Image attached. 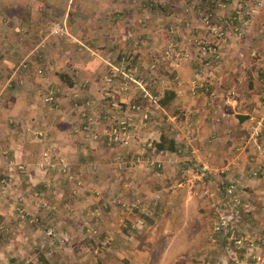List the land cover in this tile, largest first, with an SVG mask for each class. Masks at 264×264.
<instances>
[{"label":"rangeland","instance_id":"1","mask_svg":"<svg viewBox=\"0 0 264 264\" xmlns=\"http://www.w3.org/2000/svg\"><path fill=\"white\" fill-rule=\"evenodd\" d=\"M20 1L22 5L17 0L14 2L13 0L9 1L11 3L7 0H0V49L2 48L5 53L3 55L6 57L7 55L12 56L14 49L10 41L19 44L20 42L18 41L23 40L21 43H23V46L25 44L27 48L22 55L24 58H19L17 55L13 57L15 59L13 61V66H15L14 72H17L16 70H18L17 68L20 63L27 62V59L33 58L35 52H28V50L31 49L30 47L35 49L37 36H41L42 38H39V41L43 40L44 44L47 43V48L52 47L47 49L51 60V67L47 73L50 74L49 87L54 88L53 94L56 98V103L52 106L43 104L50 108L53 114L64 110V105L58 106L60 93L57 92V84L60 81L66 84L67 87L73 85L78 90V94L74 100H77V105L79 106V101H81L80 93L82 90L87 91L88 82L73 81L72 83L71 80L63 81L62 78L60 79V73L63 72L67 67V62L70 61V55L67 50L74 52L75 57H84L93 51L95 52L96 47L93 49L87 48L82 39V32H80L82 26H85V18L82 16V10L80 9L83 6V1H68V4L66 0H55L59 7L55 8V10L53 9L54 12L52 14L42 9L37 12L38 15H27L26 13L25 7H28L29 3H33L34 1ZM126 1L130 2V5L133 6L130 9L134 11V15H137L138 20L137 28L133 29L132 23L126 28L130 34L128 37L129 41H127L128 45H126L128 49L125 47L127 50L121 53L122 55L128 54V58H131V60L129 64L123 65V68L120 69L124 75H119L118 80L117 78L113 79L108 86H104L102 82V76L107 74L108 71L106 65L103 75L101 77H94V82L97 83L100 92L99 94H95L94 97L90 96L89 101H93L95 104L98 102V106L102 104L103 114L98 119L101 123V134L95 132L98 138L94 141H89L80 134L84 139L82 142L85 144V147H80L77 153L78 156L90 155L89 162L95 165V169L91 171L90 165H87L89 162L86 164V173L90 178H99L101 180L107 174L112 176L111 180H108V175L103 180L104 187H107L105 190H102L105 193L110 191V193L105 194L104 197L102 193L93 194L94 197H103L101 199L106 208L98 207L101 209L102 217L108 213L109 209L113 210L122 203V200L120 202L121 197L119 195L118 197L115 196L112 193V189L118 186L121 181L127 180V176L131 172L139 175V177L134 176L127 180V183H130L133 190L139 189L140 183L148 175L150 177L148 179L151 181L149 184L154 193L144 194L140 192L142 196L137 198L131 193L127 196L129 199L127 200L129 201L128 204L132 205V207H130L131 211H125L132 213L129 216L133 222V230L131 228L129 229L130 231L127 230L128 228L125 229L124 223L122 227L117 228V221L113 219L110 222L98 219L93 209H87L84 212L94 219L90 222L86 221L83 228L82 226H80L81 229L79 226L70 227L73 235L71 242H74L72 245L74 251L83 242L88 247H91V245L97 246L99 241L97 242L96 239L99 240L111 236L110 233L106 232L107 229H113V234L117 233V235L120 230L125 229V233L128 234L122 233L124 238L119 237V239L124 240L127 244L124 243L122 246L118 244L116 249L136 252L103 251L93 254L92 252H83V248L81 252H47L50 248L47 238H51V236H46V232L50 230L54 234V227L50 229V222H48L49 225L42 222L40 220L41 217L47 218L54 212L52 216L50 215V218L54 221L56 220L55 226L58 225V222H65L67 218H73V221L77 222L80 209L78 208L77 212L74 213L72 206L61 208L59 204L56 208L51 207L54 202L73 203L64 193V190L68 187L69 180L64 179L65 175L63 178L58 176L61 174L56 169L50 171L52 169L40 167L42 171L38 169L35 172L33 170L29 172L30 175L40 172H46L49 175V178H46L48 186L45 187L44 191L37 192V196L35 197L39 198L37 200L43 203H38L36 207L33 204L36 202L35 198H33L34 192H30L32 188H29L28 185H23L24 181L21 182L23 186L21 194L17 193L16 190H20V186L16 187L13 184L14 181L10 184H7L5 181L9 189L5 187V190H3L0 186V264H39L36 260L37 253H42L48 264H129V261H131L130 264H264V201L261 204L264 186V162L261 165L263 173L259 176V171L257 172L259 157H257L256 153V151L264 153V143L257 137V135L262 134L264 141V131L255 130V137L252 135V139L248 142V136L247 138L245 137L248 128L235 129L236 131L233 128L227 131L228 133L225 132L226 128L223 129L222 133L220 132V135L223 134L225 137L238 139L235 144L231 146L232 142L229 140L218 139L211 141L210 138H206L207 140L203 139L205 141L202 140V142H207V144L205 147L200 148L199 145L193 144V141H197L198 139L196 137L197 133L185 128L182 130L183 137L185 138H182V147L175 148L173 153H159L152 147V143L158 139L160 132H166L167 136L171 134L176 144L181 143V128L178 125L183 115L178 111V107L173 104L174 100L164 108L157 104L162 92L164 90H171L174 85L173 83L177 80L178 76L175 69L178 65L173 62L174 54L180 52L183 54V60H189L191 56L190 52L195 53L196 59L193 60L194 64L187 63V67L192 71V73L187 74V78L189 82H194V85L197 80L196 86L201 84V81L204 82L208 73L216 76L223 75L222 71L225 67L221 66L215 70L211 56L208 54L201 55L199 50L203 43L215 42V39L210 37L209 29H207V26L211 25L213 21L210 17L207 19L205 17L209 14L213 15L214 12L221 11L217 10L216 5L223 0H207L205 2L203 0L102 1V3L107 2V9H103L104 15H101V18L96 23L111 25L110 20H112L113 23L120 21L123 24L125 21L124 25H126L128 21L133 22L134 20L131 19L132 12H116L121 10L120 6L125 4ZM239 2L240 0H233L235 5L239 4ZM228 3L229 5L225 9L226 12L232 10L233 6L232 0H229ZM10 4H13L11 8L16 16L8 19L6 15H3L2 10H8V15H14L11 13V10L9 12L8 5ZM165 9L168 10L169 16H171L167 17L166 24L163 17L156 15V13H162L161 11H165ZM260 11L264 12V0ZM147 15L152 17L153 26L146 29V25L141 19H144L146 16L150 22V17ZM257 22H264V19L257 20ZM56 25L63 29L61 34L52 32V27ZM1 30L5 35H2ZM34 32L37 33L34 34ZM69 33L73 35L74 39L69 37ZM14 35H16V38L12 37ZM162 35L166 39L170 38V40L161 39ZM148 37L151 38V43H156L155 49L158 51L154 53L153 64H150L147 68L143 61L137 60L136 62L135 55H137L139 48L144 45V42H148ZM172 39H176V45H171L172 49L170 46L160 47L165 41L166 45L169 42L174 44ZM185 47H189L188 52ZM73 48H76V51ZM193 48L194 51H192ZM18 50L20 51V49ZM168 50L171 51V59L164 60V53ZM3 55L0 54V58ZM37 59H41V57ZM232 65L231 68H233L234 72H238L237 65L234 63ZM40 71L43 73L42 70ZM193 75L198 76L197 79L196 77L192 79ZM3 76L4 74L0 72V88L5 81V79L3 80ZM89 84L92 86L93 83L89 82ZM102 88H105L106 93L110 96L106 97L101 93ZM202 88L198 87L197 89L201 90ZM218 88L223 92L225 90L221 88L227 89L226 86ZM23 89H27V87ZM69 96L61 100L65 104L70 105L69 107L67 106V111L70 108L75 110L72 107L73 98L71 92ZM254 102L252 103L253 106ZM259 102L260 106L264 104L262 101ZM133 104L139 106V111L131 108ZM255 109L257 110V108ZM144 115L146 116L145 119H143ZM256 115L258 113L255 112L254 117ZM103 116L107 117L108 121L125 120L129 124L127 127L128 138L126 145L107 144L104 136V132L107 130L105 124L107 120ZM79 120L81 118L78 115V122ZM140 120L141 122L139 123ZM212 129L215 130L213 127ZM202 131L203 136L208 137L210 129H203ZM14 144H11L8 149L6 148L9 151L11 160H13V151L17 148V145L14 146ZM37 145L32 149V151L36 152L34 160L30 161L32 165L35 161L39 160L40 156L41 159L45 158L47 148L50 147L42 143H38ZM55 148H53L54 151L59 153V150ZM121 149L125 150L123 154H121ZM55 155L56 153L52 156L55 157ZM116 155H119L118 161L115 160ZM248 156L254 157L257 162L245 161ZM97 157H100L101 160L98 161ZM142 158H147L148 162L144 164L141 160ZM134 162H136V165L132 166ZM67 163L69 164L70 161H67ZM251 166L254 169L250 168ZM202 167L206 169L203 170ZM248 169L253 170L254 173L252 174L254 175L252 177L246 174ZM13 171L21 170L15 169ZM126 172H128L127 175ZM119 174H123L122 176L125 177L119 178ZM36 177L35 175V177L30 178L39 180ZM40 179L43 178L40 177ZM81 179V176L75 179L77 184L75 185L74 195H81V191L76 190L82 186ZM89 184L90 182H85V186ZM178 184L181 185L177 188ZM173 186H176V188L173 189ZM168 187L170 188L166 191ZM228 190L230 193H228ZM164 193H167V196H170V199L174 202V209L172 210L174 219L172 224L160 220L163 216L166 217L168 215L167 211H170L163 202L161 203ZM146 196L147 198L144 199ZM20 197L22 199L18 201ZM92 198L91 196L87 200L81 197L80 201L90 203L94 201ZM4 202L6 204L2 207ZM179 202H181V210L184 212L183 219H180L181 216L177 217L179 213L175 207ZM24 204L27 206L23 207ZM17 209L22 211L24 218H19ZM143 209L147 210L148 213H143ZM117 211L120 214H116L115 219L124 217L120 210ZM140 214L145 218V221L141 217H137ZM154 219H157L159 224L154 225ZM126 221H130V218L126 219ZM139 221L141 223H139V227L137 228L135 224ZM182 221L186 223L183 224L181 223ZM51 223L54 226L53 222ZM87 226H92L95 232L94 235L88 236L85 233ZM60 233L62 234L60 236L61 242H64L61 246L70 244L68 243L70 240L69 234L66 235L67 232L63 231ZM66 237H68L67 241ZM127 238H131V240H127ZM39 242L44 246H40ZM112 246L114 245H109L108 249ZM41 249H43V252L39 251ZM125 253L127 254L123 255Z\"/></svg>","mask_w":264,"mask_h":264},{"label":"crops","instance_id":"2","mask_svg":"<svg viewBox=\"0 0 264 264\" xmlns=\"http://www.w3.org/2000/svg\"><path fill=\"white\" fill-rule=\"evenodd\" d=\"M7 1L9 2L11 0H7ZM14 1L15 0H13V2ZM17 1L18 3H20V5H22L21 4L22 2L20 0ZM31 1L34 2L29 3V6L25 7L27 15L30 14L38 15L37 12L41 11L42 9L52 14L54 12L53 9L55 10V8L57 9V7H59V5L55 0H31ZM66 1L70 2L74 0H66ZM75 1L79 2L80 0H75ZM82 1H83L82 2L83 6L80 9L82 10L81 11L82 16L85 18V26H82L80 32H82V39L84 41V44L87 46V48L93 49L94 47H96L95 52L93 51L84 57L82 56L75 57L74 52H69L67 50V52L70 55L69 57L70 61L67 62V67L63 70V72L60 73L61 74L60 79L62 78L63 81L71 80L72 83L73 81H84V83L88 82L87 84L88 86L86 89L87 91L84 90H82V92L80 91L81 101H79L80 102L78 107L79 109L84 108V106L82 105L83 104L82 101L83 102L86 100L89 101L90 96L94 97L95 94L97 93L99 94L100 90L99 87L97 86V83L94 82L95 80L94 77H101L103 75L106 68L105 61L107 59H110L111 60L110 62H112L113 64L117 63L115 59L119 56V54H121L123 51L128 49V46L126 47V45H128L127 41H129L128 37L130 36V34L127 32L126 28H128L129 24L131 25V23L133 29L137 28V21H138L137 15H134L133 14L134 11L130 9L133 6L130 5V2L126 1L125 4H122L120 6L121 10H118L116 12L117 13L132 12L131 19L134 20L135 22L128 21L126 22V25H124L125 21L123 24L120 21H115V23H113L112 20H110L111 25L98 24L96 22L99 21L98 19L101 18V15H104L103 9H107V2L102 3V1H109V0H82ZM42 2L44 3L42 4ZM5 4L7 3L5 2ZM233 5L235 4L233 3ZM11 6H13V4L8 5L9 12L11 10L12 11L11 13H13L14 15H8V10L5 9L2 10L3 15H6L8 19H10L11 17L14 18L13 16H16ZM230 11L231 10L227 12L225 11L224 13L228 14ZM161 12L162 13H158V14L156 13V15L163 17L166 24L167 17L169 16V12L167 9H165V11L162 10ZM263 13L264 12L259 11L258 14L252 18L248 31L246 34H244V36H242L243 38L241 37L242 39L241 38L235 39L233 37L227 38L226 42L220 45L221 55L218 58L211 57L212 59L211 61L212 64L215 66L214 68L215 70L219 69L221 66L225 67V69L222 71L224 76L223 75L216 76L214 74L208 73L206 74L207 78H205L204 82L200 80L201 84H198V86H196V81H197L196 80L195 85L192 86L191 82H189L187 78V74L192 73V71H190L189 68L187 67V63L194 64L193 60L196 59L194 55L195 53L194 52L191 53L189 51L191 55L190 56L191 59L189 58V60H180L179 62H175V64L178 65L177 68L175 69L178 77L177 80L173 83L174 85L171 88V90L174 92L173 104L178 107V111L181 112V114L183 115V118L181 119L178 125L181 128V133H180L181 143L180 144L175 143L176 148L182 147L181 146V144H183L182 138H184L182 130L185 128L190 129L191 132L195 131L197 133L196 137L198 139L197 141H193V144L199 145L200 148L205 147V145L207 144V142H202V140L203 139L207 140L208 138H210L211 141L218 139L229 140L232 142L231 146L235 144V142L238 141V139H234L233 137H228V136L225 137L223 136V134L220 135V132L222 133L223 129L226 128H227L225 130L226 133H228L227 131H229L230 129L232 130L233 128L234 130L235 129L241 130L243 128H248V131H246L245 133V137L247 138L248 136L247 139L248 142L252 139V135L255 137L254 135L255 130L264 131V104L260 106V102H259L262 101V103H264V97H262L264 95V85H262L261 89L258 88L259 85L258 82L261 81L259 78V72L260 71L264 72V51H263L264 22H257V20L264 19ZM147 16L150 17L151 23L149 22V19L146 18V16L144 19H141V21L145 23L146 29L147 27L151 28L153 26L152 17L150 15ZM27 32H29V30H27ZM37 32H34V34H36ZM40 32L41 31L39 29V33ZM1 33L2 35H5L2 30ZM69 34H70L69 37L74 39L73 35L71 33ZM15 36L16 35L12 37L16 38ZM37 37L38 39L35 43V49L30 47L31 49L28 50V52L31 51L35 52L33 54V58L27 59V62L23 63V64H27L26 70H22L21 68L19 69V66L21 64L20 63L17 68L19 71L16 70L17 72H14L15 66H13V61L15 60L13 59L14 56L17 55L19 58L22 59L24 58L22 57V55L27 50V48L25 47V44L23 46V43H21L23 40L18 41L20 42L19 44L14 41H10V44L15 51V52L12 51V56L7 55L6 57L5 55H3L5 53L3 52L2 48L0 49V54L3 55V57L0 58V72L4 74L3 80L5 79L4 83L0 88V182H1L0 186L3 190H5L4 189L5 187L6 189H9L5 181L7 182V184H10L11 182L14 181L13 184L16 185V187L18 185L20 186V190H16L17 193L21 194V190L23 187L21 182L24 181L23 185L26 184L28 185L29 188L30 187L32 188L30 189L31 190L30 192L31 193L34 192L33 198L37 196V192L44 191L45 187L48 186L47 185L48 180L46 178H49V175H47L46 172H40L42 170L39 167V165H37L39 162H42L41 156L39 157V160L35 161L33 165L30 164V161L34 160L36 152L32 151V149L38 146L37 145L38 143H42L43 145L50 146L47 148V152L45 153L46 159H48L53 164L52 168H50L52 170L50 171H53V169L59 171V169H61L62 166H65V169L68 174V178L67 176L64 177L62 175H58V176L62 178L64 177L65 180H69L68 187H66L65 189L68 191L65 192L64 190V193L67 195L70 201L73 202L72 204L69 203L65 204V202L64 203L54 202V204L51 205V207L56 208L57 205L59 204L61 208H65L64 206L67 207L72 206V208L74 209V213L77 212L76 210L78 208L80 209V213H78L77 222L73 221V218H67L65 222H61V223L58 222L57 226H55L56 220L54 221L52 218H50V215L52 216L53 215L52 213L54 212H52L47 218L41 217L40 220H42V222L46 224L50 222V226H51L50 229L54 227L53 238H47L49 242L48 245L50 247L47 252H81L82 248H83V252H93L95 246L91 245V247H88L85 245L84 242L80 243V246H78L79 248H76V250L74 251L72 248L74 242H71L73 235L70 226L72 227L82 226L83 228V226L86 224V221L90 222L92 219H94L84 213L86 212L87 209L88 210L93 209V212L95 213L96 217L100 220L110 222V220L113 219L117 221V228L122 227L124 223V228L125 229L128 228L127 230L130 231L129 229L131 228L133 230L134 227L132 224L133 223L132 219L129 216L132 213L125 211V210L131 211L130 207H132V205L128 204L129 201L127 200L129 199L127 198V196L131 193L135 198H137L142 196L140 192L144 194H149V193L153 194L154 192L151 190L149 184V182L151 181L148 179L150 178L148 177V175L146 176L147 178H145V180L140 183L141 185L140 188L136 189V191L135 189L133 190V187L130 186V183H127V180L128 178H133L134 176L139 177V175L131 172L130 175L127 176V180L125 179L124 181H121L118 186L112 189V193H114L115 196L118 197L119 195L121 197L120 202L122 200V203L120 204V206H117L113 210L109 209L107 214H105L103 217L101 216L102 214L101 209L98 207L106 208L101 197L102 196L104 197L105 194L110 193V191L105 193V191L102 190V189L105 190V188L107 187V186L104 187L105 185H103L104 182L103 180L107 178L108 174L103 176L104 179L101 180L99 178H90L87 175L86 164L90 161V155L78 156L77 150H79L80 147L84 148L85 144H83L82 142L84 141L83 137L80 136V134H77V132L74 133L76 128H80L81 120H79L78 122L79 110H77L78 108L75 110L70 108L67 111V106L69 107L70 105L65 104L61 100L63 98L70 97L69 96L70 92L74 96L77 95L78 90L73 85L67 87L66 84L61 83L59 81L57 84L58 86L57 92L60 93L58 106L64 105L63 106L64 110L62 112L57 111L55 114H53L52 110L43 104L42 98L46 95L49 89L51 90L54 89L53 87H49L50 83L48 81L50 78V74L47 73L48 69L51 67V60L48 56L47 49L52 47L47 48V43H45L42 49L39 48V42H40L39 38L42 37L39 35ZM161 39L170 40V38L166 39V37H163V35L161 36ZM147 41L148 42L145 41L144 45L139 48V50L137 51V55H135V59L136 62L137 60L143 61L146 64V67L148 68L150 64H153L154 53L157 52L158 50L155 49L156 43L150 42L151 41L150 37L147 38ZM172 42H174V44L169 42V44L166 45V41H165V43H163L162 46L160 45V47H167V46L171 47V45L172 46L176 45L175 44L176 39H172ZM71 44L74 45V43L72 42ZM181 48L183 49V47ZM188 48L189 47H185L187 52H188ZM18 49H20V51ZM73 50L76 51V48H73ZM252 50L255 51L256 56L254 58H249L250 55L249 53ZM192 51H194V48ZM39 57H41V59H37ZM98 63L100 64V66H102V68H100ZM233 63L237 65L238 72H234L233 68H231L233 66L232 65ZM39 69L42 70L43 73H41V75L35 74V71ZM231 73H233V75H231ZM192 77H193L192 79H195V77L197 79L198 76L193 75ZM8 81H10V85H11L10 88L6 87ZM89 82L93 83L92 86H90ZM220 86L221 87L226 86L227 89L221 88L222 90H225L223 92L220 90V88H218ZM25 87H27V89H23ZM198 87H203V88L200 90L197 89ZM254 89H257L258 93L254 94L253 91L249 93V90H254ZM230 92L234 94L233 99L235 100V105L233 107L224 104V98ZM190 97L192 100L190 99ZM253 102H254V106L252 105ZM255 108H257L258 111ZM85 111L87 115H91L92 118L94 119L95 124L91 127L93 132H97L101 134L100 131L101 123L100 121H98V119L101 118L103 114L102 104L98 106V102H96L95 104L92 101L91 108L86 109ZM252 112L254 113L256 112L258 113V115L254 117V113ZM221 114L225 115V117L222 119H220L219 117V115ZM239 117H244L246 119L239 122L238 121ZM212 127L215 130H213ZM218 128L220 130H216ZM203 129H210L208 137L203 136V131H202ZM36 131H40L42 133L41 138L39 139L34 138L33 133ZM257 137L258 139H260L261 142L264 143L262 134H259V136L257 135ZM80 143L83 144V146H81ZM11 144L12 145L14 144V146L17 145L18 148V149L16 148V150L13 151L12 154L13 160L10 159V154L9 151L7 150ZM53 148L58 149L59 153L55 152ZM124 151L125 150L121 149V154H123ZM55 153L56 155L55 157H53L52 155H54ZM256 153H257V157H259L258 158L259 166H258V170L257 169L256 170L257 172L259 171L258 175L261 176V173H263L261 169V165L264 162V153H258L257 151ZM260 157H261V162H260ZM96 159L98 161L101 160L100 157H97ZM141 160L142 162H144V164L148 162L147 158H142ZM67 161H70V163L68 164ZM245 161H249V162L254 161L255 163L257 162V160L254 157L252 158L250 156H248V158L245 159ZM80 165L81 167H79ZM87 165L88 166L90 165L91 171L93 170L92 166H95L93 165V163L90 162ZM133 165L135 166L136 162L132 163V166ZM250 168L254 169L253 166H251ZM15 169H20L21 171H13ZM38 169L40 170L39 171L40 173L37 174L34 173V175L29 174V172H31L30 170H33L35 172ZM252 169L247 170L246 174L248 176L252 177V175H254L252 174L254 173ZM123 174H119L118 175L119 178L125 177L122 176ZM127 174L128 172H126V175ZM35 175L37 176L36 178H38L39 180L30 178V177H35ZM80 176L82 177L81 179L82 186L80 188H77L76 190L81 191V195L77 196L74 195L75 185L77 184L75 179H77ZM108 176H109L108 180H111L112 176L110 175ZM40 177H42L43 179H40ZM263 177H264V173H263ZM85 182H90V184L88 186H85ZM180 185L181 184H178L177 188L180 187ZM169 188L170 187H168L166 191H168ZM175 188L176 186H173V189ZM262 191H263L262 193L263 196H262L261 204H263L264 201V186ZM97 193H102V196L94 197L93 194H97ZM91 196L93 197L92 199L94 201L90 203L80 201L81 197H83L84 199L86 198L88 200V198ZM146 198L147 196L144 199ZM21 199H22L21 197L18 198V201ZM37 199L39 198H35L36 202L33 203L34 207L38 206V203H43ZM162 202L164 203V205H166L168 209H170V211L169 212L167 211L168 215L166 217L163 216V218L160 220H162V222H168V224H172V221L174 219L173 218L174 213H172V210L174 209L173 207L174 202L170 199V196H167V193L163 194L161 203ZM5 204L6 202L3 203L2 207H4ZM26 206L27 205L24 204L23 207ZM175 208L178 209V213H179L177 214V217L181 216L180 219H183L184 212H182L181 210L182 208L181 202H179ZM117 210H120L121 214H123L124 217H121L119 215L121 218L115 219V215L119 213ZM143 213H148V212L147 210L143 209ZM73 217L75 218V216ZM137 217H141V219L145 221V218L141 216V214ZM128 218H130V221H126V219ZM141 221L135 224L137 225V228L139 227V223H141ZM51 222H53L54 226H52ZM181 223L185 224L186 222L182 221ZM153 224L154 225L159 224L157 219H154ZM125 229L120 230V232H118V235L116 232H114L116 234H113L112 232L113 229L106 230V232L111 234L110 243L114 246L110 247L109 249L107 248L105 252H127V253L136 252L125 249L121 250L119 248L116 249L118 244L119 246H122V244L124 243L127 244L124 240L122 241L121 239H119V237H123L122 233L128 234L125 233ZM62 231L67 232L66 235L69 234L70 236V240L68 242L70 244H66V246H61L64 243L61 242V238H60V236L62 235L60 232ZM67 239L68 237H66V241ZM100 240L101 239L99 240L96 239L97 242ZM127 240H131V238H127ZM39 245L42 247L44 246L41 242H39ZM43 249L39 251L43 252ZM127 253L123 255H126ZM130 263L131 261H129V264Z\"/></svg>","mask_w":264,"mask_h":264},{"label":"built area","instance_id":"3","mask_svg":"<svg viewBox=\"0 0 264 264\" xmlns=\"http://www.w3.org/2000/svg\"><path fill=\"white\" fill-rule=\"evenodd\" d=\"M229 0H223L222 2L218 3L216 5L217 10H221L219 12H214L213 15L209 14L205 19L211 18L213 23L209 26H207V29L210 31V37L212 39H215L214 43H203L201 48H199L201 55H210L213 58H218L221 55L220 51V45L224 44L229 37H233L235 39H239L244 34L247 33L248 28L251 24L252 18L258 14L260 11V8L263 4V0H240L239 4L233 5L232 10L226 14L224 13L226 10V7L229 5L228 3ZM233 2V0H232ZM203 21H205L203 19ZM63 29H61L58 25L52 27V32H56L61 34ZM57 34V35H59ZM44 47V41L41 40L39 42V48ZM249 58H254L255 51L252 50L249 53ZM242 57V56H240ZM164 60H169L171 59V51H166L164 53ZM131 58H128L127 55H122L119 56L115 59L117 61L116 64H113L110 62V59H107L106 66H107V74L102 76V82L104 86H108L113 79L117 78L119 75H124L120 69L123 68V65L129 64ZM180 60H183V54L180 52H177L174 54V60L173 62H179ZM175 64V63H174ZM26 70L27 69V64L21 63L19 66V69ZM35 74L40 75L41 72L40 70H36ZM192 86H194V82L191 83ZM10 81L7 82L6 87L10 88ZM102 92L106 97L110 96L108 93H106V89L102 88ZM234 94L230 92L227 94L224 98V104L228 105L230 107H233L235 105V100L233 99ZM76 95H72V107L77 109L79 106L77 105V100H74ZM42 102L44 104H47L49 106H52L56 103V98L54 97L53 90L49 89L46 95L42 98ZM128 104V103H127ZM84 108L79 109L78 115L81 118L80 122V128H76L74 133L77 132V134H81L85 139L89 141H94L98 138L97 133L93 132L91 127L95 124L94 119L87 115L86 109L91 108V102L89 101H84L83 104ZM131 108L134 109L135 111H139V106L138 105H131ZM220 119L224 118L225 115H219ZM146 116H143V119H145ZM107 130L104 132V136L106 139L107 144H114V145H119L123 146L127 144V127L129 124L125 120H118V121H108L107 117H104ZM128 121V120H127ZM141 120L139 121V123ZM35 139H39L42 137V133L40 131H36L33 133ZM115 160H119V155L115 156ZM39 167H45V168H52L53 164L50 162L48 159L43 158L42 162L38 163ZM92 169L94 170L95 167L92 166ZM202 169H206L205 167H202ZM59 172L62 176H67V171L65 169V166H62L61 169H59ZM228 193L230 191L228 190ZM19 213V218L22 219L24 218V214H22V211L18 210ZM85 233L88 236L94 235V231L92 229V226H87L85 228ZM46 236H51L53 237L52 232L50 230L46 232ZM110 237H104L102 238L98 243L97 246H95L94 251L92 252L93 254H96L97 252H103L105 251L109 245H110Z\"/></svg>","mask_w":264,"mask_h":264},{"label":"trees","instance_id":"4","mask_svg":"<svg viewBox=\"0 0 264 264\" xmlns=\"http://www.w3.org/2000/svg\"><path fill=\"white\" fill-rule=\"evenodd\" d=\"M207 0H203V2H205ZM119 56H122V54H120ZM118 56V57H119ZM259 78H260V82H258V88L261 89L262 85H264V72H259ZM254 92V94L258 93L257 89L254 90H249V93ZM262 96V95H261ZM264 97V95L262 96ZM261 98V97H260ZM174 99V92L172 90H164L162 92L161 97L159 98L157 104L160 107H167L168 105H170V103L173 101ZM246 118L244 117H239L238 121L241 122L243 120H245ZM152 147L155 151L159 152V153H173L175 151V142L172 138V135L170 134L169 136H167L166 132H160L158 139L152 143ZM36 260L39 264H48V262L46 261L45 257L43 256L42 253H37L36 254Z\"/></svg>","mask_w":264,"mask_h":264}]
</instances>
